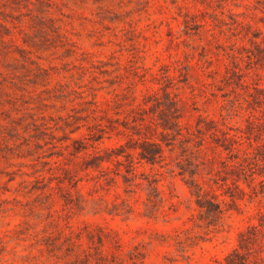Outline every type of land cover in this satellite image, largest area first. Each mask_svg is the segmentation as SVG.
<instances>
[{"label": "rangeland", "instance_id": "1", "mask_svg": "<svg viewBox=\"0 0 264 264\" xmlns=\"http://www.w3.org/2000/svg\"><path fill=\"white\" fill-rule=\"evenodd\" d=\"M262 215L264 0H0V264H264Z\"/></svg>", "mask_w": 264, "mask_h": 264}, {"label": "trees", "instance_id": "2", "mask_svg": "<svg viewBox=\"0 0 264 264\" xmlns=\"http://www.w3.org/2000/svg\"><path fill=\"white\" fill-rule=\"evenodd\" d=\"M157 151L142 147L140 157L147 162L153 163L154 159L157 157ZM104 161H90L91 166H97ZM197 205L204 212L206 218L209 220H219L223 216V208L214 199H208L199 197L197 195ZM203 199V200H202ZM261 231L264 232V215L261 216V221L259 223ZM255 228V227H254ZM255 231V229H254ZM253 234V233H252ZM253 236V235H252ZM251 242V237L244 238V234L239 236V248L233 249L225 258L223 264H250V260L247 258V251L249 244Z\"/></svg>", "mask_w": 264, "mask_h": 264}]
</instances>
